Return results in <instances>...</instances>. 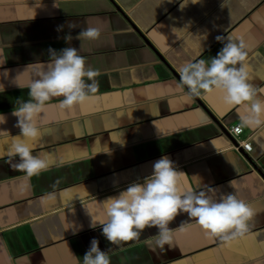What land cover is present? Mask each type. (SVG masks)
Returning a JSON list of instances; mask_svg holds the SVG:
<instances>
[{
	"label": "crops",
	"instance_id": "obj_1",
	"mask_svg": "<svg viewBox=\"0 0 264 264\" xmlns=\"http://www.w3.org/2000/svg\"><path fill=\"white\" fill-rule=\"evenodd\" d=\"M0 0V153L7 159L11 136L19 133L12 114L17 98L27 100L33 78L27 65L45 61L51 47L79 49L86 66L98 69L99 91L72 109L53 98L37 118L43 135L36 152L56 164L26 178L0 160V264H77L90 240H99L111 264H264V128H242L243 109L225 107L222 93L193 96L179 88V65L189 57L172 31L191 21L193 33L208 30L204 58L222 45L217 35L242 41L251 83L264 92V0H201L179 10V0ZM69 24L77 27L70 28ZM63 25L58 32L57 26ZM98 27L91 41L77 34ZM73 39L66 43L64 36ZM187 36V33H185ZM247 138L251 149L234 147ZM109 148L110 153H97ZM97 153V154H96ZM167 156L186 173L180 185L198 181L235 191L254 209L244 235L209 237L186 214L169 227L173 246L153 251L156 228L135 240L110 245L100 227L104 201L128 183L147 176ZM62 162V163H60Z\"/></svg>",
	"mask_w": 264,
	"mask_h": 264
},
{
	"label": "clouds",
	"instance_id": "obj_2",
	"mask_svg": "<svg viewBox=\"0 0 264 264\" xmlns=\"http://www.w3.org/2000/svg\"><path fill=\"white\" fill-rule=\"evenodd\" d=\"M163 2L159 0L157 6ZM174 2L176 0H167L169 4ZM197 3L201 0H179V10ZM191 24L189 20L182 27L172 28L183 41V51L189 57L178 67L180 90L187 89V93L193 96L219 90L223 103L229 109H243L239 116L241 128H264V92L250 82L246 45L242 41L235 42L231 35H217L215 40L222 47L214 57L204 58L209 31L193 33L189 30ZM69 27L77 25L69 24ZM62 29L63 25H58L56 30L60 32ZM100 36V28L84 27L76 39L95 41ZM63 38L68 44L73 39L70 34ZM47 52V60H35L27 65L33 70L30 82L17 83L19 88L28 89V99H16L12 114L17 118L15 127L20 131L11 136L6 160L0 153V160L29 179L39 177L56 164L47 153L33 154L36 152L34 142L43 135L37 118L45 106L53 98L62 97L59 107L72 109L99 91L97 78L101 72L86 66V58L79 54V49L69 46L56 50L50 47ZM4 91L0 85V93ZM4 122L5 117L0 115V123ZM110 151L107 147L97 153ZM185 175L177 170L172 160L162 156L152 164L149 175L128 183L117 195L102 201V216L92 218L90 227L95 229L99 226L101 235L110 245L138 239L145 229L156 228L154 241L149 243L154 242L152 250L158 248L160 252L165 251V245L173 246L169 224L182 214L193 218L209 237L228 239V233L242 236L248 232L249 221L255 212L249 203L238 198L239 186L234 179L228 185L235 191L225 193L219 187L200 181L182 187L180 179ZM77 264H111V258L106 250H101L99 240L93 237L82 259L77 257Z\"/></svg>",
	"mask_w": 264,
	"mask_h": 264
},
{
	"label": "built area",
	"instance_id": "obj_3",
	"mask_svg": "<svg viewBox=\"0 0 264 264\" xmlns=\"http://www.w3.org/2000/svg\"><path fill=\"white\" fill-rule=\"evenodd\" d=\"M228 131L232 134V136H234L235 139L242 132V128L240 127V124H234L228 128ZM239 146H242L245 150L251 149V143L247 138L244 139L241 138L238 140L236 139V143H234V147L239 148Z\"/></svg>",
	"mask_w": 264,
	"mask_h": 264
},
{
	"label": "snow or ice",
	"instance_id": "obj_4",
	"mask_svg": "<svg viewBox=\"0 0 264 264\" xmlns=\"http://www.w3.org/2000/svg\"><path fill=\"white\" fill-rule=\"evenodd\" d=\"M216 91L220 92L219 90H216ZM225 107L227 108L228 106H227V105H225ZM29 143H32V142H31V141H29Z\"/></svg>",
	"mask_w": 264,
	"mask_h": 264
}]
</instances>
